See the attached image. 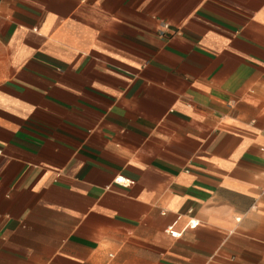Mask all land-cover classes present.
Returning <instances> with one entry per match:
<instances>
[{"label":"crops","instance_id":"1","mask_svg":"<svg viewBox=\"0 0 264 264\" xmlns=\"http://www.w3.org/2000/svg\"><path fill=\"white\" fill-rule=\"evenodd\" d=\"M0 264H264V0H0Z\"/></svg>","mask_w":264,"mask_h":264},{"label":"built area","instance_id":"2","mask_svg":"<svg viewBox=\"0 0 264 264\" xmlns=\"http://www.w3.org/2000/svg\"><path fill=\"white\" fill-rule=\"evenodd\" d=\"M168 25H166V24H162L161 25V29L159 30V35L160 36H163L164 35V33H165V31L166 30H168ZM116 182H124V180L123 179H116ZM198 221H195V220H192V221H190V228H195V227H197L198 226ZM172 236H174V237H176V234L175 233H170Z\"/></svg>","mask_w":264,"mask_h":264}]
</instances>
